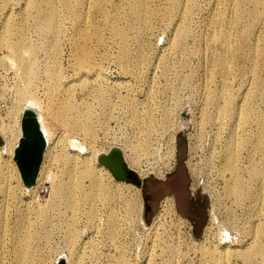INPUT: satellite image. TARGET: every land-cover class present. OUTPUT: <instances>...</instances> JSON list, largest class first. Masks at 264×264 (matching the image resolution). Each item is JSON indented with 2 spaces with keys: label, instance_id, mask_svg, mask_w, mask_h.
Instances as JSON below:
<instances>
[{
  "label": "rangeland",
  "instance_id": "rangeland-1",
  "mask_svg": "<svg viewBox=\"0 0 264 264\" xmlns=\"http://www.w3.org/2000/svg\"><path fill=\"white\" fill-rule=\"evenodd\" d=\"M61 1L54 0L53 3L57 25L53 27L55 36L51 37L35 30L34 25L37 9L50 2L0 0V115L6 118L7 109L15 99L14 88L17 83L14 70L4 58L10 53L4 38L11 41L16 38L15 33L9 37L3 34V19L10 14L11 20L26 24V35L31 39L36 60L40 64L32 86L33 95L38 100H46L44 95L47 84L54 87L57 83V79L50 81L46 75V68L51 66L46 64L56 62L61 67V84L65 86L68 81L72 82L74 101H88L92 109H95L96 135L103 139L105 116L97 103L98 96L94 90L99 86L100 80H90L91 95L87 91L84 93L80 76L84 69L79 68L75 61L76 42L79 36L86 34L84 47L88 49L92 63L101 67L110 78L106 85L113 89L107 95L108 98L111 96L113 118L109 124L113 129L111 131L115 136V143L127 154L132 146L128 142L133 139L134 119H146L148 93L152 94L151 100L160 102L161 94L167 93L161 88L168 87L171 98L166 96L167 99L170 98L167 107H170L175 119L174 160L172 163L170 153L167 152L170 137L158 127L161 107L153 105L156 118H153L154 127L158 129L152 137L157 150L151 147L150 153L145 154L147 156L140 157L137 168L143 172L140 181H145L140 185L142 201L146 200L151 206L143 217L144 220L142 219L147 227L138 221V204H134L129 213L125 212V200L133 195L135 189L121 183V197L118 200L116 193L114 200L110 199L107 204L109 207L104 210L100 206L94 226L88 224L81 208L78 207V217L74 219V211H66L59 203L49 211L50 221L45 229L37 233L38 230L31 222L29 227L33 235H36V243L32 245L34 251H24L32 253V260L16 257V248L12 244L13 230L6 229L0 235L3 238L0 243V264H248L243 259L244 254L254 249L256 244L260 251L249 264H261L260 261L264 258V230L258 228L257 222H264V212L256 214L250 199L244 196L243 185L249 181V168L255 166L257 170L258 166L264 164V133L257 126V120L264 119V100L251 92L261 84L264 87V57L261 55L264 22L258 19L249 21L250 17H243L242 23H235L230 0H174V3L170 0H142L139 8L143 19L140 22V33H136L133 28L134 18L129 12L132 0H102L103 12L96 10L92 5L93 0H69L66 6ZM237 1L246 6L249 4L246 0ZM218 14L226 15V19H229L221 22ZM75 17L85 19V25L75 24ZM243 23H247L245 31ZM114 25L128 30L125 32V61L122 59L123 51L118 39L110 31ZM95 27L101 30L99 36L95 35ZM227 28L231 31L233 42L232 52L228 55L219 43L210 42L214 32ZM174 37L182 38L179 46L173 40ZM52 38L57 46L54 58L50 55L47 57L46 49V44H52ZM138 56H142L140 62L137 61ZM223 60L231 62L229 73L224 75L220 74ZM205 75L213 78L207 81L208 85L206 83L208 92L221 80L223 84L226 81V89L231 90L236 99L241 98L242 92L247 90L246 99L239 101L240 106L234 101V112L242 113L233 119L239 123L238 127L228 122V116L221 118L223 124L218 121L213 125L215 112L212 105H207L206 109L202 106L203 95L207 93L203 87ZM222 101L223 98L220 99ZM202 110L211 119L204 122ZM28 130L29 135L34 136V143L27 141L21 150L23 153L29 151L35 154V174L44 160L43 153L47 146L33 133V128L29 127ZM230 140L236 142L237 148L234 149V160L228 165L223 157L230 148ZM1 143L3 139L0 135ZM100 143L105 144L104 141H99ZM257 145L260 148L253 151ZM151 150L154 151L153 155ZM16 167L18 169L17 164ZM176 170L179 174L172 180L179 179L189 192H186L187 195L201 200L199 212L202 218L197 227H193L183 214L187 211L185 207L179 211L173 201L176 213L160 214L163 199L170 195L173 184L161 185L157 182L158 178L166 176L167 171ZM134 172L137 174L135 170ZM48 173L50 179L59 177L60 170L56 163L49 164ZM233 178L243 189L240 197L224 194L226 181L233 182ZM3 183L8 195L3 197L0 193V208L9 206L10 209L0 221L11 226L16 218L12 208L19 204L17 197L27 193L23 184L20 186L13 175ZM261 189L264 186L255 183V193ZM104 214L113 215V225L106 223ZM70 225L73 229L66 234V226ZM44 232L48 236H42ZM225 235L228 237L224 238ZM69 238H75L77 243L72 245Z\"/></svg>",
  "mask_w": 264,
  "mask_h": 264
},
{
  "label": "bare ground",
  "instance_id": "bare-ground-1",
  "mask_svg": "<svg viewBox=\"0 0 264 264\" xmlns=\"http://www.w3.org/2000/svg\"><path fill=\"white\" fill-rule=\"evenodd\" d=\"M47 1L50 2L51 0ZM68 1L69 0H62L61 2L66 6ZM170 1L174 3V0ZM246 1L249 2L247 6L242 2H238L237 0H230L231 7L233 5L232 9L233 18L235 19L234 22L242 23L243 17L246 19L250 17L248 19L249 21L250 19H258V21L264 22V0ZM141 2L142 0H132L129 3V12L134 18L133 28L136 33H140V22L143 19L141 10L139 8ZM53 3L54 0H52L50 3H46L45 6L39 7V9H37V14L34 16L35 30L41 31L44 35L49 34L48 36L51 37L55 36V29H53V27L57 25V18L55 17L56 11ZM92 5L96 8L97 11L103 12L102 0H93ZM218 15L219 21L222 22L224 19H226V15ZM9 19H12V16L10 14L5 16V18L3 19V34L6 37H9V35L15 33L16 38L12 41L4 38L5 45L10 51L9 55L5 56L4 58L6 59L8 66L14 70L17 83L14 88L15 99L7 109L6 118L5 116L3 118L0 115V135L3 139V143L0 144V193L3 197H7L8 193L5 191L3 181L9 176L13 175L17 179L20 186L23 184L27 195L21 194L17 197L19 204L15 205V207L12 208V213L16 218L11 226L7 222L3 223L2 221H0V235H2L6 229L10 228L11 231L13 230L12 244L13 247L16 248V257L27 261L32 260V253H27L26 251H24H34L32 249V245L36 243V235H33L34 233L30 230L29 227L31 222L38 230L37 233L45 229L46 225L50 221L48 218L49 211L59 203L65 208L66 211H74V213L72 214V217L74 219L78 217V207L81 208V210H83V213H85L86 220H88L89 222L88 224L94 226L95 216L98 212V209L100 210V206H102L105 210V208L109 207L107 204L110 203V199H112V201L114 200V196H116V193L118 200L119 196L121 197L119 191L121 183H123V185L125 184V186L135 189V191L132 192L133 195H129V198L125 200V212L129 213L131 211V208L134 207V204H138V221L144 224V202L142 201L140 186L125 179L115 178L108 168L106 159L108 158L109 153L112 150H119L122 158L124 159L125 167L130 171L135 170L138 174V177H143V172L137 169L139 168L138 166L140 157L147 156L145 154L147 152L150 153L149 150L151 149V147L152 149L157 150V146L156 144H154L155 142H153L154 137H152L154 131L158 129L154 127L155 122L153 120V118L156 120L153 114L154 109L152 108V106L155 105L161 107V110H159L161 117L159 119L160 124L158 127L164 132L166 136L170 137L168 141L167 152L170 153V159L173 163L175 154L173 136L175 119L172 111L170 110V107H167V101L171 98V95L168 92L170 89L168 87L161 88L163 92L167 91V93H160L162 96V100L156 103L151 100L152 94L149 95L148 93L149 99L147 102V115L144 112L146 115V119L142 121L140 120L142 119L140 117V119L136 118L134 119V122L132 121L134 123V133L132 135L133 139L131 138L132 140L128 142V145L132 144V146L130 148V153L127 154L121 146L115 143V136L112 135L111 131L113 129L109 124V121L113 118V104L112 100H110L111 96L108 98L107 95H110L113 89L111 90V87L106 84L109 83L110 78L104 72V70L101 69V67L97 66V68L92 63L93 61L90 57V53L88 52V49L84 47L83 41L86 38V34L83 33L81 36H79L76 42L75 61L79 68L84 69V71L80 73L82 79V90H85L84 93H86L87 91L88 94H90V80H100L99 86H97V88H94V90L95 94H97L98 96L97 103L101 106V110L103 111L105 116L103 130L105 138L103 139H99L96 135L95 119L97 118V113L94 112L95 109H92L88 101H83L80 103L74 101L72 97V82L71 80L68 81L65 86L61 84V78L59 75L61 67L56 62H49L46 64L51 65L45 70V73L48 76L49 80L54 81L55 79H57V83L54 87H51L49 84H47V90L44 95L46 100H38L33 95L32 86L34 85V79L36 78L40 67V64L36 60L35 48L33 49L31 39L26 35V24L20 21L13 20H11L10 23ZM228 19H226V21ZM73 21L75 24L80 26L85 25L86 23V20L80 17H75ZM243 24V30L245 31L247 23ZM228 28L222 30L221 32H214L212 37L210 38V42H217L221 47L225 49L226 55L230 54L233 48L231 31L229 32L230 29L228 30ZM110 31L111 34L113 33L118 39L119 47L123 51V61L127 60V44L125 39V32H128V30L123 27L114 25L112 26ZM94 32L96 36H99L101 30L99 27H95ZM173 40L177 43L178 46L182 42L181 37H174ZM51 42V45L46 44V49L48 50L47 57L49 55L53 56L57 49L55 40H53V38L50 43ZM262 44L263 48L261 51V55L264 57V41L262 42ZM141 60L142 56H138L137 61L140 62ZM1 63L2 62L0 60V65ZM221 63H223V65L220 74L223 73L224 75L226 73H229L231 62L223 60ZM252 73L253 72H251V75ZM205 77V85L203 87L207 93H205V91V95H203L202 93V95L204 96V105L202 106L204 109H206L207 105H212L213 111L215 112L214 118H212L213 125L221 122V118H225L226 116H228V122L238 127L239 123L233 119H236L238 115H242V113L240 111L234 112V101H237L238 106H240L239 101H243L244 99H246L247 90L245 89V91L242 92L243 95L241 96V98L236 99V97L232 94V91L226 89V81H224L223 84L221 80L219 81V84H214L213 82L214 88H212V91L208 92L206 83L207 81L209 82V80L211 81L213 78L207 75H205ZM251 92L258 96L260 95L261 100H264V87L262 84L260 87H254ZM166 96H169L170 98L167 99ZM221 98H223L222 102H220ZM202 112L203 121H208L209 119H211L209 114L207 115L205 110H202ZM29 121L36 123L37 129L41 134L45 145L47 146V149H45V153H43L44 160L40 163L36 171L34 180L31 183H25L22 182L23 179L21 180V174L19 175L20 170L18 171L19 168L17 169V163L15 162L19 148L18 141L22 138L21 136H23L22 124ZM257 126L258 129H260V131L264 133V119L259 118L257 120ZM230 132H233V130H231ZM99 141H104L105 144H99ZM229 147V150L225 152L223 157L224 162H227L228 165L234 160V149L237 148L236 142L234 140H230ZM259 148L260 145H257L253 148V151ZM153 152L151 150L152 155ZM50 163H56L59 167V177L50 179L48 173V167ZM248 171L249 181H247L248 183L246 182V184L243 185L244 196L250 199L251 206H253V208L255 207L254 209L256 210V214L261 215V212H264V206L262 207V203L264 201V189H261L259 192L255 193L254 185L255 183H257L259 186L260 184L264 186V164L258 166L257 170L255 166H251ZM238 184L236 183L235 178H233V182L226 181L224 194L226 196L234 195L235 197H240V192H242L243 189L242 187H239ZM130 202L132 203V205H130ZM9 209V206H3L0 208V220L7 215L6 211H8ZM168 213H176L172 204V199L169 195L165 196V198L163 199L160 209V214ZM32 215L34 218L33 220ZM105 221L106 223L109 224L110 222L113 225V215H105ZM257 223L258 228L263 231L264 222L259 221ZM144 227H147V225L144 224ZM71 229H73L72 225L68 227L66 226V234H68L69 230ZM46 235L48 236V234L44 232V235L42 236ZM69 235L71 236L72 234L69 233ZM227 237L228 235H225L224 238ZM1 242H3L2 237H0V243ZM69 242L72 245H75L77 243L75 238H69ZM259 251L260 247L256 244V247H254V249L248 250V252L245 251L246 253L244 254L243 259L246 260L245 262L249 264L253 261V256H255V254H257ZM262 259L263 261L260 262L261 264H264V258Z\"/></svg>",
  "mask_w": 264,
  "mask_h": 264
},
{
  "label": "flooded vegetation",
  "instance_id": "flooded-vegetation-1",
  "mask_svg": "<svg viewBox=\"0 0 264 264\" xmlns=\"http://www.w3.org/2000/svg\"><path fill=\"white\" fill-rule=\"evenodd\" d=\"M29 127H26L25 132L22 134L23 136H21L19 139V141L21 142V148L18 150L17 152V159L18 161L21 163L22 165V170L24 172V174L26 176H29L34 170V164H33V160L35 154H31L29 151L28 152H24L26 155L25 157L23 156L24 153L21 150L22 146L24 144L28 142L34 143V136L29 135ZM34 133V132H33ZM19 141H18V146H19ZM23 141V143H22ZM17 146V148H18ZM17 151V149H16ZM33 151V150H32ZM177 174V170L176 172H171V171H167L166 172V176L159 177L158 179V183H168V184H173L172 189L170 191V197L172 199V201L174 202V205L176 207L177 210L182 211V208L185 207V209L187 211H184V215L187 216V219L190 220L191 224L193 227H197L200 223V219L202 218V214L199 212L200 208L202 207L201 205V200H199L198 198L194 197H190L189 195L186 194L189 193L188 191H186V188L184 187V184L179 182V179H175L172 180L174 178V176H176Z\"/></svg>",
  "mask_w": 264,
  "mask_h": 264
},
{
  "label": "water",
  "instance_id": "water-1",
  "mask_svg": "<svg viewBox=\"0 0 264 264\" xmlns=\"http://www.w3.org/2000/svg\"><path fill=\"white\" fill-rule=\"evenodd\" d=\"M26 127H31L34 130V133L38 136L39 140H41L42 142H44L41 134L39 133L38 129H37V125L35 122H24L22 124V134L25 132ZM21 141V140H20ZM23 143V141H22ZM21 148V142L19 143V148L18 150ZM107 163H108V168L110 169V171L112 172L113 176L115 178L118 179H125L127 181H131L134 182L136 184H138L139 186L142 185L145 181L144 179L140 181V177L137 176V174L134 171H130L125 167V162L124 159L122 158L120 151L118 150H112L109 153L108 158L106 159ZM16 163L18 165V168L20 170V174L22 179L24 180L25 183H31L34 180V172L31 173L30 176H26L22 170V165L21 163L18 161L17 159V155H16ZM151 209L150 204L147 203L146 200H144V209H143V217H145L147 211H149Z\"/></svg>",
  "mask_w": 264,
  "mask_h": 264
},
{
  "label": "trees",
  "instance_id": "trees-1",
  "mask_svg": "<svg viewBox=\"0 0 264 264\" xmlns=\"http://www.w3.org/2000/svg\"><path fill=\"white\" fill-rule=\"evenodd\" d=\"M159 184H161V185H166V184H168V183H164V182H162V183H159ZM184 187H185V185H184Z\"/></svg>",
  "mask_w": 264,
  "mask_h": 264
}]
</instances>
